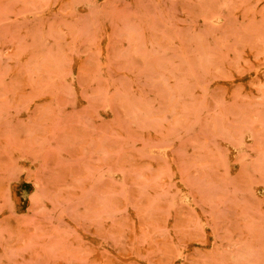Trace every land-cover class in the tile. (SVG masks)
Masks as SVG:
<instances>
[{"label":"rangeland","instance_id":"374dc122","mask_svg":"<svg viewBox=\"0 0 264 264\" xmlns=\"http://www.w3.org/2000/svg\"><path fill=\"white\" fill-rule=\"evenodd\" d=\"M0 264H264V0H0Z\"/></svg>","mask_w":264,"mask_h":264}]
</instances>
